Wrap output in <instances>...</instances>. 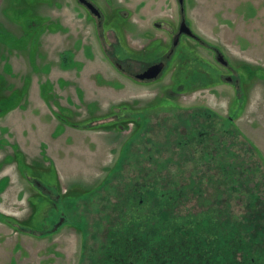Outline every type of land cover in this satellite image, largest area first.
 <instances>
[{
	"label": "rangeland",
	"instance_id": "rangeland-1",
	"mask_svg": "<svg viewBox=\"0 0 264 264\" xmlns=\"http://www.w3.org/2000/svg\"><path fill=\"white\" fill-rule=\"evenodd\" d=\"M91 1L104 30L126 15L128 48L143 56L135 70L160 56L144 54L148 39L171 43L164 22L181 20L178 0ZM183 10L199 40L182 37L184 61L139 83L77 0H0V264H110L122 220L134 233L135 221L146 230L201 218L220 264H264V0H183ZM74 124L83 136L62 132ZM29 178L61 187L53 211ZM136 184L157 197L153 212ZM102 185L70 205L75 190ZM62 210L64 228L47 234Z\"/></svg>",
	"mask_w": 264,
	"mask_h": 264
},
{
	"label": "flooded vegetation",
	"instance_id": "flooded-vegetation-1",
	"mask_svg": "<svg viewBox=\"0 0 264 264\" xmlns=\"http://www.w3.org/2000/svg\"><path fill=\"white\" fill-rule=\"evenodd\" d=\"M77 1L80 7L86 11V13H88L92 18L94 17L93 22H94V19H96V21L98 20L97 23L94 22L95 23L94 28L97 29L98 27L100 31H104L103 33H108L114 36V39H115L114 41L116 42L118 47L113 46L112 49L115 50V48H119L120 51L122 50L124 51V52H120V56L124 60L125 64L124 65L119 64V63L117 64L120 72L127 78L133 79L134 81L136 80V82H139V83L154 82V80H156V78L160 74L166 71V67L171 66V63L175 61L176 58L182 57V60L185 59L184 56L180 55L181 53L180 49L183 47V44L181 43L182 37H190L196 41L199 40V38L196 37L191 31L189 23H187V21H185L184 19L183 4L182 6L179 5L180 6L179 13H180L181 20H180L178 27L176 28L171 27L168 22H164V28L162 26L163 32H165L168 35V37L172 39L171 43H169V40H168V43L166 44L165 42L162 41V38H155L151 40L148 39V42L146 43L147 46H144L142 49L145 51L144 54L154 49L156 54L160 56L156 59L148 61L147 63L149 64H146L140 70H135L133 63L140 62L143 59V56H141L140 58L139 55H136L137 53H135L130 48H128L127 40L125 39V35L127 31H125L124 26H123L124 23L130 26V22H128V19L127 18L125 19L126 15L123 16L124 18L123 24H121L120 22L118 24L112 22L111 27L113 28L109 27L104 30L103 23L105 21L106 16H104L103 13L100 11V9L96 6V3H94L91 0H84L87 3L91 4L98 11L99 16L93 15L84 3L80 2V0H77ZM111 3H113V0H111ZM105 27L107 26L105 25ZM135 40H139V39L136 38ZM169 47L170 49L168 50ZM163 52H165V55L161 57ZM216 55H217L216 61L220 65H223V67H225L227 63L223 59L222 55L220 54H216ZM158 64H161L162 67L160 69V73L158 74L156 78L150 77L148 79L147 77H144L145 72L151 66L158 65ZM186 66H189V65H186ZM226 81H231V79L226 78ZM64 117H61L62 121L67 123L64 120ZM90 123L91 122H85V125L90 124ZM73 126L74 127H70V128H61V130L62 132H65L68 130L74 133H78L80 136L84 135L82 133L85 132L86 130L83 132L76 131V130H80L83 128L81 125L76 127L74 124ZM88 131H92V129L88 128L87 132ZM53 137L54 138L58 137V134H56V132L53 133ZM80 141H81L80 144L77 143L78 140L75 141L74 144L77 147L78 145L84 146L85 145L84 138H81ZM124 153L125 152L121 150L118 159L124 158ZM21 178L28 179L25 176L24 177L21 176ZM31 180H32V183L35 184V187L36 188L38 187L37 189L39 191V196H42L44 199L48 200L49 203L46 209L48 208L50 209L51 207H56L55 205L57 204L56 201H59V199L52 192L57 191L59 193V191L61 190V187L60 189L56 187L51 188L49 186L43 185L39 179L33 178ZM80 186H84V185H80ZM73 187L74 186H72V189ZM137 187H138V184L134 186V188H136V192H133V195L136 197V194H137V198H143L146 201L145 205H150L151 212H153L154 211L153 204L155 203L154 206H156L157 197H155V195L149 196V200H148L146 194L140 195L138 193ZM39 188H42L46 196L41 193V190ZM74 188H77L76 190L83 189V188H79L76 185ZM102 189H103V185L97 188L96 191L92 193L84 192L83 194H80V195L78 194L79 191L75 190V192L72 193L73 196L71 195L72 198L70 199V205L73 206L75 203H78L84 200H89V198L92 197L93 195L97 194L98 192H102ZM126 193L127 192H124V196L126 195ZM63 195L60 196L61 199L59 202L61 204L59 207H61L62 209L64 207ZM117 195H119V193L116 194L115 196H111V199L120 201V196H117ZM31 198L28 199V202ZM167 201L168 199L165 202H159L158 208L163 209V206L164 204L167 203ZM120 203L122 207L121 212H123L125 200L124 201L121 200ZM74 206L76 207V205ZM164 209L160 211L162 215H165L163 212ZM51 211H53V209ZM63 213L65 214L64 210L60 212L61 217L59 218V221L56 224V226H54L53 228L51 227V229L47 228L45 230L47 234L52 235L56 232L58 233V231H60L62 227L64 228L65 225L63 226V221H64ZM41 214L39 215V217L42 216ZM129 214H130L129 211L124 212L125 216H128ZM32 215H35V206H34V213H33V209L28 211L27 217L28 216L30 217ZM203 217H206V213L203 215ZM32 219H33V216H32ZM203 220H205V218L203 219L201 218L200 221L198 220V222H194V223H188L187 221H185L184 223L177 222V223H171L165 226L154 223V224H151V229L147 225L141 224L142 226L147 227L146 230H145V227L140 228L138 226V223L135 221L133 222L134 225L136 226L134 233H132V227H129V231H123V228H125L124 227L125 224H129V223H126L124 220H122L121 224H119V228H113L111 226L115 230L113 231V233H116V235L112 240L108 239L109 245L105 249L108 255L112 258V263L110 264H121V262L122 264H146V263L147 264H220L218 249H216V247L214 246L215 239L213 236L207 234L206 225H205L206 223H203ZM38 223H39V226L41 227L40 228L41 232H43L45 228V225H44L45 218L44 217L39 218ZM11 225L18 227L20 223H14V224L12 223ZM71 228L74 231L75 226L72 225ZM75 234L77 235V232H75ZM115 239H117V241H113ZM240 246H241V250L247 253L245 250V246L243 244H240ZM156 251H160L159 255ZM135 255H137L138 257L134 258ZM114 259H116L117 262L113 263ZM133 259L134 260L138 259V260H136V263H135V261L132 262ZM221 260H222V257L220 256V261Z\"/></svg>",
	"mask_w": 264,
	"mask_h": 264
},
{
	"label": "water",
	"instance_id": "water-1",
	"mask_svg": "<svg viewBox=\"0 0 264 264\" xmlns=\"http://www.w3.org/2000/svg\"><path fill=\"white\" fill-rule=\"evenodd\" d=\"M80 2L84 3L87 8L91 11V13L95 16H99V13L98 11L89 3H87L86 1L84 0H80ZM178 3L180 6H182L183 4V0H178ZM162 65L161 64H158V65H154V66H151L146 72H145V75L144 77H147L148 79L151 77V78H156L158 76V74L160 73V69H161Z\"/></svg>",
	"mask_w": 264,
	"mask_h": 264
},
{
	"label": "bare ground",
	"instance_id": "bare-ground-1",
	"mask_svg": "<svg viewBox=\"0 0 264 264\" xmlns=\"http://www.w3.org/2000/svg\"><path fill=\"white\" fill-rule=\"evenodd\" d=\"M124 198V197H123ZM110 222V221H109ZM237 255V254H236Z\"/></svg>",
	"mask_w": 264,
	"mask_h": 264
}]
</instances>
